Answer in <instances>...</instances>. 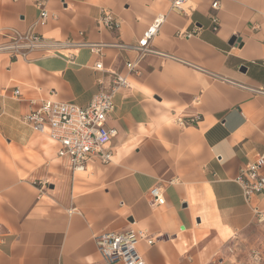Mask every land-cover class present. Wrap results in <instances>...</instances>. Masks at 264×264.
Instances as JSON below:
<instances>
[{"label":"crops","instance_id":"crops-1","mask_svg":"<svg viewBox=\"0 0 264 264\" xmlns=\"http://www.w3.org/2000/svg\"><path fill=\"white\" fill-rule=\"evenodd\" d=\"M172 1L0 0V44L33 28L106 45L101 56L74 47L13 61L0 52V264H107L95 237L126 230L155 238L138 245L145 264H243V242L264 227V195L249 206L237 182L264 154V0H190L187 15ZM109 13L119 30L100 25ZM159 16L156 53L138 60L116 46L137 45ZM113 74L130 86L115 93L108 117L118 131L112 159L75 172L23 118L45 100L87 107ZM155 187L166 200L158 208Z\"/></svg>","mask_w":264,"mask_h":264},{"label":"built area","instance_id":"built-area-1","mask_svg":"<svg viewBox=\"0 0 264 264\" xmlns=\"http://www.w3.org/2000/svg\"><path fill=\"white\" fill-rule=\"evenodd\" d=\"M218 9L219 3L215 2L212 5V10L218 11ZM171 10L187 15L193 11V8L190 0H173ZM211 19L214 31H217L218 17L213 14ZM47 21L48 13L42 9L39 24L45 26ZM165 21L164 16L157 17L137 45L117 44L116 46L123 50L135 51L138 54V60L156 53L152 48V42ZM100 25L111 31L120 29L119 20L110 13L103 15ZM6 38L7 40L0 44V52L7 54L13 61L24 59L34 51L52 52V50L74 47L88 48L92 53L101 56L103 48L106 47L105 44H93L85 41L75 44L71 41L46 39L36 34L33 28L25 33L11 30ZM127 68L134 71L136 63H128ZM95 69L103 70L101 61L95 65ZM113 75L111 89L105 90L102 87L87 107H79L72 103L56 100H45L23 118V121L29 124L35 132L48 136L60 145L59 157H67L75 172L85 171L87 164L91 161L99 160L102 163H108L112 159L108 145L118 135V131L107 127L108 117L114 107L115 93L130 86L127 76ZM102 85L103 83H101ZM14 96L19 97L20 92L16 90ZM263 170L264 154L254 162L245 165L240 171L237 182L241 185L244 200L249 206L252 204L253 197L264 195ZM149 197L153 208L164 206L166 203L163 190L160 187L153 188L149 192ZM253 211L256 215L262 214L257 208H253ZM95 241L102 259L107 264H145L144 258L138 251V245L141 242H146L149 246L155 244V238L145 230L104 232L97 235Z\"/></svg>","mask_w":264,"mask_h":264},{"label":"rangeland","instance_id":"rangeland-1","mask_svg":"<svg viewBox=\"0 0 264 264\" xmlns=\"http://www.w3.org/2000/svg\"><path fill=\"white\" fill-rule=\"evenodd\" d=\"M236 260H242L243 264H264V227L256 236L243 242Z\"/></svg>","mask_w":264,"mask_h":264},{"label":"water","instance_id":"water-1","mask_svg":"<svg viewBox=\"0 0 264 264\" xmlns=\"http://www.w3.org/2000/svg\"><path fill=\"white\" fill-rule=\"evenodd\" d=\"M235 41H236V39H235V38H233V39L231 40V43L233 44ZM243 70H245V71H246V69H243Z\"/></svg>","mask_w":264,"mask_h":264}]
</instances>
